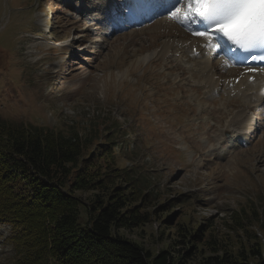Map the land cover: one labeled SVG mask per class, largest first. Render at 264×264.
Listing matches in <instances>:
<instances>
[{
    "label": "rangeland",
    "instance_id": "1",
    "mask_svg": "<svg viewBox=\"0 0 264 264\" xmlns=\"http://www.w3.org/2000/svg\"><path fill=\"white\" fill-rule=\"evenodd\" d=\"M98 1L0 0V116L99 137L112 128L120 162L143 174L154 199L145 224L121 231L152 252L192 246L189 261L197 263L264 245L262 108L251 133L236 137L228 123L243 99L214 91L200 67L159 53L192 32L161 18L105 35L88 18ZM211 60L215 81L241 73ZM200 225L202 240L182 236ZM10 233L0 222V264H16Z\"/></svg>",
    "mask_w": 264,
    "mask_h": 264
},
{
    "label": "trees",
    "instance_id": "2",
    "mask_svg": "<svg viewBox=\"0 0 264 264\" xmlns=\"http://www.w3.org/2000/svg\"><path fill=\"white\" fill-rule=\"evenodd\" d=\"M122 153L112 128L99 137L0 116V222L11 225L16 264H264L263 243L191 263L192 246L155 253L125 237L150 219L154 199ZM181 232L205 236L203 225Z\"/></svg>",
    "mask_w": 264,
    "mask_h": 264
},
{
    "label": "snow or ice",
    "instance_id": "3",
    "mask_svg": "<svg viewBox=\"0 0 264 264\" xmlns=\"http://www.w3.org/2000/svg\"><path fill=\"white\" fill-rule=\"evenodd\" d=\"M169 17L203 37L205 47L245 53L264 50V0H176ZM251 59L264 60V55Z\"/></svg>",
    "mask_w": 264,
    "mask_h": 264
},
{
    "label": "bare ground",
    "instance_id": "4",
    "mask_svg": "<svg viewBox=\"0 0 264 264\" xmlns=\"http://www.w3.org/2000/svg\"><path fill=\"white\" fill-rule=\"evenodd\" d=\"M204 41V39H182L179 41L170 39L169 41H165L159 53L161 52L164 56H174L180 65H185L186 69L200 67V71L205 72L210 80L207 81L206 77V83L211 84L212 89L215 91L220 87V81L214 80L215 69H207L210 65L214 67L211 60L213 53L205 47ZM195 46L200 50L199 54L194 52ZM186 61L189 63L187 64ZM250 75L252 74L242 76L238 82H236L235 79H229L226 82L227 86L224 84L221 85V87H224L229 93L236 91V93H238L237 95H239L243 99L244 104H246L242 107L241 111L232 116L228 123V129L232 130L236 137L240 133L250 134L255 124L253 115L255 112L254 110L264 103V75H262L261 72L253 73L255 76L253 82L249 79ZM218 80H220V78H218ZM230 82H232V84Z\"/></svg>",
    "mask_w": 264,
    "mask_h": 264
}]
</instances>
